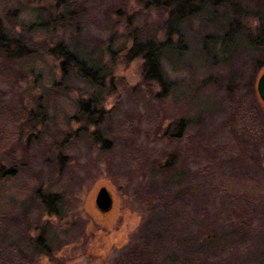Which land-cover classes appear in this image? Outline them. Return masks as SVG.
I'll return each mask as SVG.
<instances>
[{"label": "rangeland", "instance_id": "1", "mask_svg": "<svg viewBox=\"0 0 264 264\" xmlns=\"http://www.w3.org/2000/svg\"><path fill=\"white\" fill-rule=\"evenodd\" d=\"M56 1L0 0V13L7 9L19 33L36 20L37 8L54 15ZM82 1L91 9L80 11L79 42L110 68L97 112H76L74 100L92 92L83 81L51 88L60 79L58 59L41 53L18 64L0 56V264H125V255L137 264H175L167 258L174 248L159 239H177L198 181L209 190L212 216L236 220L240 208L235 201L216 209L210 198L244 196L264 210V135H255L264 130L256 92L264 52L247 43L234 56L225 52L246 31L258 37L254 10L259 5L264 12V0L209 2L190 17L177 44L181 56L163 62L176 83L165 97L158 83L145 81L144 61L129 56L131 38L122 32L132 16L161 41L166 10L140 0ZM70 21L64 29L52 23L50 31L67 37ZM54 35L36 30L29 37L41 50L53 46ZM104 46L110 54H101ZM101 187L112 198L107 212L95 205ZM48 193L60 199L52 213L43 201ZM250 227L212 245L222 246L216 259L226 253L229 263L221 264H264V217Z\"/></svg>", "mask_w": 264, "mask_h": 264}, {"label": "trees", "instance_id": "2", "mask_svg": "<svg viewBox=\"0 0 264 264\" xmlns=\"http://www.w3.org/2000/svg\"><path fill=\"white\" fill-rule=\"evenodd\" d=\"M144 3L146 8H164L166 10L165 19L163 22V27L166 29V37L159 41L156 38V32H152L153 29L147 23H133L132 16L128 17L127 25L124 28L122 35L125 38H131V46L128 50L129 56L135 58L141 56L144 61V79L145 81H154L158 83L159 88L161 89L162 96H168L175 89V81L171 79L169 73L164 69L163 62L174 61L173 58L181 56V51L177 47V44L182 42L183 34L181 28L188 24L190 17L197 15L203 7H205L209 2H212L214 5L218 0H140ZM86 3H83L82 0H57L56 6L52 10H56L54 15L47 8L39 7L37 8V18L33 22H29L25 27L23 32H17L15 27L18 25H13L14 22L10 21L6 10H3L0 13V56L6 61H14L18 64H22L23 61L27 59H34V54L42 55L41 53L48 54L54 59L59 60L58 69L60 72V79H54L51 84V88H59L61 84H68L66 87L70 89V86L75 84V81L81 80L85 84L92 87V92L89 94L88 99H83L77 97L75 102L76 112L86 115H92V113L97 112V106L100 102L101 95L104 91V78L107 75V71L110 69L106 61L100 59V56L97 58V54L93 52V49L83 48L82 44L79 42L80 37L77 34L81 31L82 27L80 26V16L81 12L86 13L91 9L87 7ZM59 5L61 8H59ZM84 6H86L84 8ZM58 8V9H57ZM82 8V10H80ZM259 5L256 6L254 10L255 15L260 18L257 30H259L258 37L251 36L249 31H246V35H240L237 37V41L234 45H231L230 52L236 55V49L240 44H246L254 51H263L264 52V12L259 13ZM81 11V12H80ZM71 20V21H70ZM71 23L72 31L69 34L64 33L60 35H54L56 30L50 31L51 24L58 22L61 24L64 29L66 22ZM21 24V23H20ZM36 30L46 31L51 35L55 36V41L53 46L44 45V48L39 50L38 42L32 40L29 37L30 33H33ZM76 32V35L73 33ZM172 36H176L177 41L172 40ZM225 36V35H224ZM52 38V37H51ZM228 49V50H229ZM103 50V51H102ZM102 55L110 54V46L104 49L102 48ZM251 51V50H250ZM253 52V51H252ZM100 54V55H101ZM231 56V57H232ZM110 57V56H109ZM233 59V58H232ZM50 88V86L48 87ZM48 89H45L42 92L47 93ZM50 98V97H49ZM54 98V96H51ZM262 134L264 135V130H259L255 132V135ZM260 137H258L259 139ZM246 139H241L240 142L243 145L248 146ZM247 144V145H246ZM258 144V142H257ZM258 145L253 144L252 149L257 148ZM256 150V149H255ZM250 152V151H249ZM256 152V151H255ZM255 152H250L255 154ZM251 154V155H252ZM264 156V155H263ZM254 161H258L256 157H252ZM260 162V161H258ZM11 172V171H8ZM233 177V176H229ZM209 190L205 188L202 181H198L194 187L191 195H194L195 202L190 208L188 213V220L180 219V231L177 239L173 238L171 243L167 240L165 234L161 236L159 242L162 243V246L174 248V251H170L173 258H169L170 254L167 256L169 261H175V264H221L229 263L227 260L222 258H227L226 253L218 260L215 257V251H218V248L222 246H214L215 243H218L220 240L228 238L229 233H234L237 231V228L242 227L243 232L247 233L252 228L250 227L253 221H258L261 223L264 217V210L260 209L259 201H252L245 199L244 196H236L232 200L222 201L212 199V206L216 209L225 208L235 201H237V208H240V212L237 214L236 220L229 218V216H224V218H217L212 216L209 210L208 194ZM59 197V196H58ZM192 197V196H191ZM50 198V199H49ZM55 198V199H51ZM43 199V198H42ZM47 204H52L53 207L49 209V212H55L54 206L55 202H59L60 199L56 198V195L53 193H48L45 196L44 202ZM57 205V204H56ZM232 211H239L234 208H230ZM242 211V212H241ZM166 215V213H164ZM211 215V216H210ZM168 216V215H167ZM165 217V216H164ZM168 217H165L164 221L171 225L168 222ZM257 219V220H256ZM235 224L237 227H233ZM187 226H190V230H186ZM167 228V226L165 225ZM173 228V227H171ZM210 228V232L206 229ZM234 228V229H232ZM258 228V227H256ZM188 232V233H185ZM166 233V232H164ZM257 233V232H256ZM259 233L256 234V237ZM255 237V238H256ZM190 240V244L186 242ZM37 243V247H40V244ZM230 252H227V254ZM218 255V253H217ZM166 259V262L168 259ZM229 258V257H228ZM151 260V259H150ZM125 264H137L136 258L134 255L129 258L125 255ZM245 261L240 262L241 264ZM250 263L249 261H247ZM145 264H152L151 261H146ZM231 264V262H230ZM236 264V263H233ZM263 264V263H260Z\"/></svg>", "mask_w": 264, "mask_h": 264}, {"label": "water", "instance_id": "3", "mask_svg": "<svg viewBox=\"0 0 264 264\" xmlns=\"http://www.w3.org/2000/svg\"><path fill=\"white\" fill-rule=\"evenodd\" d=\"M256 92L259 100L264 105V70L259 74L256 81ZM95 205L100 212H107L112 205V198L106 188L101 187L95 196Z\"/></svg>", "mask_w": 264, "mask_h": 264}]
</instances>
